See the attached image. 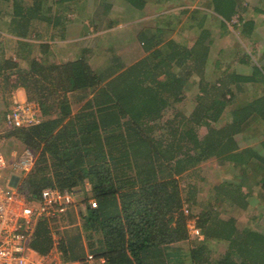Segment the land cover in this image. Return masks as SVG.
Masks as SVG:
<instances>
[{
    "label": "trees",
    "instance_id": "trees-1",
    "mask_svg": "<svg viewBox=\"0 0 264 264\" xmlns=\"http://www.w3.org/2000/svg\"><path fill=\"white\" fill-rule=\"evenodd\" d=\"M48 1L0 0V19L9 16V33L21 37L0 43V75L19 68L20 84L39 92L36 98L28 94V99L39 103L43 118L38 125L10 133L38 152L36 167L20 188L38 198L46 187L82 190L89 185V196L97 207L88 203L83 220L90 252L98 264H166L167 248L190 237L184 205L195 203L197 196L196 184L190 183L189 196L184 198L177 176L213 157L241 169L257 163L252 159H262L253 146L240 150L236 136L247 134L251 121L264 116V94L251 101H235L238 92L252 93L247 83L255 90L264 87V74L255 65L248 74L235 64L231 68H225L222 61L217 64L210 56L207 29L196 42L182 44L175 38L162 41L164 29H159L148 42L157 47L151 55L111 74L95 72L84 60L54 64L46 57L31 59L34 44L22 38L31 36L37 23L40 29L39 21L45 29L63 25L61 9L66 0H53L49 10L54 17L44 10ZM128 1L139 5L138 0ZM208 5L223 17L225 28L244 9L239 0H210ZM243 27L252 34L254 19ZM45 29L35 33V38L42 40L48 32ZM14 41L17 56L29 63L27 69L5 55V46ZM48 47V43L40 44L45 56ZM247 56L240 55V60L248 62ZM190 60L194 61L192 69ZM186 65L190 69L182 74L175 70ZM195 66L198 78L193 76ZM49 79L53 88L48 96ZM190 79L192 87L198 88L196 108L189 117L175 113L166 118L169 103L181 100ZM77 91L82 93L77 104H84L74 113L69 93ZM222 117L225 125L215 127ZM200 127L207 130L204 137L198 133ZM159 129L160 136H154ZM236 184L231 186L234 190ZM240 186L242 189L246 183ZM231 189L226 183L215 185L214 196L202 202L197 225L205 239L192 251V264H264V235L256 231L243 234L235 220L220 218L225 198L238 200L240 207L248 203L246 194ZM50 231L48 220H41L33 243L39 252L49 250ZM214 241L229 245L219 258L211 257Z\"/></svg>",
    "mask_w": 264,
    "mask_h": 264
},
{
    "label": "rangeland",
    "instance_id": "rangeland-1",
    "mask_svg": "<svg viewBox=\"0 0 264 264\" xmlns=\"http://www.w3.org/2000/svg\"><path fill=\"white\" fill-rule=\"evenodd\" d=\"M26 2L30 3L29 0H26ZM52 2L53 0H50L44 4V10L48 13V17H53V13L49 10V7L53 6V4H51ZM66 2L68 3H66L67 6L65 7L70 10L75 9L76 11H79L80 17L84 15L81 14L82 12L86 13V11H84L86 8L88 10V14L96 11L94 16L98 14L101 18H99L100 20L104 18L102 23H109L106 17L111 13H117L122 17L129 18L131 17L130 14H133L134 12V8L132 6L134 4H131L128 0H86V4L83 3L84 0H66ZM209 2L210 0H163V2L160 3L161 10L159 11L161 13H165V15H162V18H160L157 22L159 23L158 25H160V28L164 29L161 40L166 41L174 37L180 44L187 43L188 41L196 42L198 37L201 34L203 35L208 30L209 35L211 36H209V39L211 40L210 56L217 64L222 61L225 68H231L233 64H235L238 70L241 68V70H245V73L248 74L252 72V66L255 65L264 74V0H239L242 8L244 9H242L239 14L235 15L232 21H227L226 28L222 25V17L216 14L215 7L211 8L208 5ZM197 9H199L200 12H198ZM56 10L57 8L54 6L53 12ZM8 19L9 16L7 15L0 19V43H4L8 39H15V41L16 39L19 40L18 36L9 33L10 24L8 23ZM250 19H254L255 21V29L252 34L245 32L243 27ZM203 20L204 22L199 24V22ZM141 21L138 19H123L120 23L131 27L128 32L130 34H134L137 29H142V27L148 26V22L146 20L143 22ZM68 22L70 24L72 21H67V23ZM39 23L41 24L40 27L45 29V24H43L44 22L39 21ZM234 25H239V27ZM108 28L110 27L101 26L99 30L104 31ZM40 29L37 23L35 26V32L38 33ZM45 30L49 32V28H46ZM108 31L109 30H107V32ZM48 32H44L43 34L46 36ZM116 33L117 32H114L112 34ZM112 34L107 35L104 39L109 38ZM45 36L42 39L44 41L49 39ZM22 39L26 40V38ZM28 39V41L32 39V34L28 37ZM142 40H146L150 43L152 42V38L148 35V32H146V34L141 33V36H138L135 41L142 47ZM15 41L9 42V44L7 43L5 46V55L7 58H12L14 62L18 63L21 69H27L29 67V63L27 61H23L17 56L18 43L16 44ZM41 43V41L33 42L35 45L33 46L34 49L32 48L33 51L31 49L29 53L31 59L41 61L42 58L44 59L46 57L40 51ZM49 43L52 46L55 45L53 44L54 42ZM228 49H230V51L227 52ZM232 50L236 52L231 54ZM240 55H248V62H242L240 60ZM47 61L48 63L52 61L54 62V60L50 58H48ZM193 62V60H190L189 62L192 64L191 67L187 65L183 68L175 67V70L182 74L184 73V70L187 71L188 69L193 68ZM248 66H250V68ZM98 67L102 68L100 73L108 74V72H105L104 70L107 67V63L104 59L99 63ZM198 72L199 71H197L195 66L193 69V76L198 78ZM46 84H48L46 95L49 96L50 89L53 88L50 85V79ZM254 84L255 87L258 85L256 82ZM192 85V80L190 79L189 82L185 84L181 100L173 104H171V102L169 103V106L165 111L166 118H170V116L175 113H181L187 117L191 115L197 105L195 97L198 92L197 86L192 87ZM247 85L252 93L249 94L244 92L246 93L244 94L242 91L238 92L237 100L235 102L240 103L251 101L255 99V97L261 96V93L264 94V87L259 86L256 87L255 90V88L253 89V85L251 83H247ZM18 88H24L20 84L19 68L11 69L3 75H0V153H3L8 159H15V157L17 159L23 150L27 148L20 140L10 135L14 129L11 128L5 121V116L12 108L15 101L13 96L15 93L17 94ZM24 89L27 97L25 100L38 103L36 100L28 99V96L31 95L36 98V96L39 95V92H37L36 89L34 90L33 86L29 87V91L26 90V88ZM50 98H52V96H50ZM77 99L78 98L76 97L71 98L74 110L83 105L81 103L76 104ZM159 121H161L160 123H163L164 118ZM251 123L252 124L248 129L247 134L245 133L243 136L239 134L236 137L241 147H256L255 149L260 152L259 157L263 159L256 158L254 160L257 163H253L252 165L246 164L245 168L241 169L239 166H230L229 161L220 163L218 158L213 157L201 162L191 170L183 173L181 176H177L184 198H188L189 196V184H196L197 196L195 195V203L190 204L189 202H185L184 205V208L189 210V221L192 218H196L198 221V215L203 209L202 202L209 200L208 198H210V196H214L215 185L223 186L226 183L228 184V189H231L233 188L231 186L237 185L236 183H238L239 186L241 183H246V186L242 187V189L240 188L241 186H238L236 190H234V188L231 190L237 192L242 191V193L246 194L245 200L248 202L247 205L240 207L241 203H239L238 200H234V202H232V198H225L223 200V204H221L222 212L220 211V218L224 220H235L237 228L242 231L243 234L248 231H256L264 235V189L261 187V185L264 184V144L261 145V143H264V116L260 115L259 117H256V119H253ZM213 125L217 128L224 126L225 118L222 117L219 122L214 123ZM206 132L207 130H204L203 127L198 128V133L203 134V137ZM160 134V129L154 132V136L159 137ZM36 154L38 155V152H36ZM40 169H42L41 166H39V170ZM11 172L14 173V169H9V172L5 175L6 178L9 177ZM25 176L26 175L19 176L16 184H19V186L20 184L22 185L23 180L26 178ZM257 181H259V183H257ZM86 188H88V185H86ZM86 188L78 190L80 192L78 201L74 205H71L70 209L67 208L63 211L55 212V215L44 219L49 222V228L51 230L50 235L54 237L55 248L59 250L63 256H67L63 259L64 261L69 262V264H88V254L92 253L89 249L90 241L85 233L83 214H85L89 200L95 201V199L92 196H89V191H87ZM35 199L38 200V198ZM187 228L189 230L188 226ZM189 235V238L193 237L191 241L192 243H195L194 245L201 242L199 240L201 238L196 240L198 237L192 234L190 230ZM228 246L229 245L226 242L214 241L211 257H221L227 251ZM189 248L190 246L185 247V249L188 250ZM188 260L190 261V259ZM188 264H192V262H189Z\"/></svg>",
    "mask_w": 264,
    "mask_h": 264
},
{
    "label": "crops",
    "instance_id": "crops-1",
    "mask_svg": "<svg viewBox=\"0 0 264 264\" xmlns=\"http://www.w3.org/2000/svg\"><path fill=\"white\" fill-rule=\"evenodd\" d=\"M76 2H78V1H76ZM162 2H163V0H138L137 3L139 5L137 7L132 5L134 8V12H133V14H130L131 17L125 18V17H122L120 14L111 13L109 16L107 15V17H106L107 20L109 21V23H102L104 18H102V20H100L101 18L98 14L94 16V13H96V11L90 12L88 14L87 8L84 10V11H86V13L82 12L81 14H84V15L80 17L79 11H76L75 9L70 10L67 7H65V6H67L66 3H68V2H66L65 4H63V9H61L62 10V12H61L62 19L61 20L63 21V25L62 26L60 25L57 28H49V32L45 36V37H48L49 39L46 41L36 39L35 38L36 32L34 29V31H32V39H30V42L31 41H33V42L41 41L42 43L43 42L48 43L50 45V47H48L46 59L50 58V59L54 60V62L57 61L54 64L66 63L69 61H76V60H84L88 65H90V67L95 72L98 73V72H101V70H102V68L98 67V65L104 59V61H106V63H107V67L106 68L104 67L105 72H108L109 74H111L112 72H116L118 70L122 71V70H125V69L135 65L139 61L144 60L147 56L152 54V52L155 50V48H157L155 46H151V47L148 46V42L146 40L141 41V43L143 45L141 47L140 44L138 42H136L135 40H137L138 36H141V33L146 34V32H148V35L151 38H153L155 33H157V31H160L159 29H161V28H160V25H158L159 23H157V22L159 21L160 18H162V15H165V13H161L159 11V10H161L160 9L161 8L160 3H162ZM83 3L86 4V0H84ZM127 3H129V2H127ZM198 8H200V7H198ZM197 11H198V9H197ZM237 14H239V13H237ZM218 15H220V14H218ZM70 16H72V17H70ZM111 16H113V17H111ZM53 17H54V14H53ZM123 19H125V20L126 19H133V20L138 19L139 21H141V19H142L141 22L146 20L148 22V26L142 27V29H137L134 32V34H130L128 32V30L131 29V27L125 26V25L120 23V21ZM222 19H223V17H222ZM67 21H72V22L69 24V22L67 23ZM101 26H108L110 28L105 29L104 31H100L99 28ZM116 28H118V29H116ZM107 30H109V31L107 32ZM114 32H117L116 33L117 35L112 34ZM2 33H5V32H2ZM109 34H112V36H110L107 39H104ZM113 36H114V38H113ZM172 38H174V37H172ZM19 39H21V37H19ZM27 39L28 38H26V40ZM49 42H51V43L54 42L53 44H55V45L52 46ZM36 46H38V45H36ZM33 49H32V51H33ZM52 62H50V63H52ZM145 67H146V65H145ZM145 67H144V69H145ZM17 91H18L17 94L15 93L13 96L14 99H17V100L27 99L26 92H25L24 88H18ZM80 92L81 91L70 92L69 93L70 99L72 97H76L79 99L82 95V93H80ZM83 96H84V94H83ZM89 98H91V97H89ZM81 104H84V101ZM81 107H82V105L80 107H78L76 110H74L73 104H72V108H73L74 113L78 112ZM247 132H248V130H247ZM262 144H264V143H261V145ZM239 147H240V150L247 149V147L243 148L240 145H239ZM14 160H16V157H15V159L14 158L8 159V161L10 163V167L5 171L4 176L7 174V172H9V169L12 168V164L14 163ZM251 161H255V160L252 159ZM7 179H9L11 185H17L16 182L19 179V175H15V173L13 174V172H11L9 177H7ZM89 188L90 187L88 185V188H86V190L90 191ZM70 207L71 206H67L65 209H67V208L70 209ZM39 222L36 225L34 235H33L32 240H31L32 247L34 246L33 243L37 240L36 239L38 236L37 227H38ZM192 238H189L188 240L181 241V242L175 243L172 246H169L167 248V253H168L167 256L168 257L166 256V260H165L166 264H185V262H186V264H188L189 262H191V253L196 248V245H194L195 243H192V241H191ZM195 238H197V237H195ZM198 239L199 238H197L196 240H198ZM204 239H205V236L203 234V239L201 238L199 240L203 241ZM51 240H52V242H51L49 250L43 254H49V252H51L53 249H55V241H54L53 236L51 237ZM186 246H188V247L190 246L189 250L185 249ZM88 253H89V251H88ZM91 255H92L91 253L88 254V257H87L88 258V264H98V262L95 260V258H93L92 260H89V257ZM64 257H67V256H62V259ZM188 259H190V261ZM63 261H64V259H63ZM103 261H104V259L102 258L100 260V262H103ZM65 263L69 264V262H66V261H65Z\"/></svg>",
    "mask_w": 264,
    "mask_h": 264
},
{
    "label": "built area",
    "instance_id": "built-area-1",
    "mask_svg": "<svg viewBox=\"0 0 264 264\" xmlns=\"http://www.w3.org/2000/svg\"><path fill=\"white\" fill-rule=\"evenodd\" d=\"M42 120L39 103L28 100L15 99L5 116L6 123L13 129L35 126ZM37 159L34 150L24 149L12 164L15 175L29 174ZM9 167L8 158L0 153V264H67L62 260L63 255L59 250L55 248L49 254H43L32 247L31 240L39 221L77 203L80 192L77 189L46 187L37 200L23 192L19 184H10L4 176ZM89 203L97 207L96 200H90ZM185 212L189 214L188 209ZM187 226L192 234L203 238L196 218L188 220ZM93 258L91 255L89 260Z\"/></svg>",
    "mask_w": 264,
    "mask_h": 264
}]
</instances>
